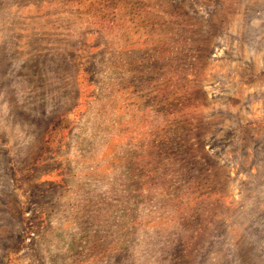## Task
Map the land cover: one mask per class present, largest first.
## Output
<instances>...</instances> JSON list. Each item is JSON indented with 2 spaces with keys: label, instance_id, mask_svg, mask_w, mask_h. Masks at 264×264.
I'll return each instance as SVG.
<instances>
[{
  "label": "rangeland",
  "instance_id": "obj_1",
  "mask_svg": "<svg viewBox=\"0 0 264 264\" xmlns=\"http://www.w3.org/2000/svg\"><path fill=\"white\" fill-rule=\"evenodd\" d=\"M0 264H264V0H0Z\"/></svg>",
  "mask_w": 264,
  "mask_h": 264
}]
</instances>
